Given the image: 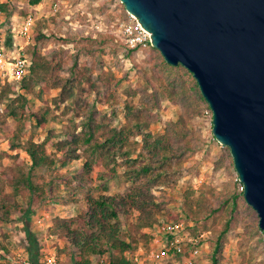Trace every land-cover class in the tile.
Returning <instances> with one entry per match:
<instances>
[{"label": "rangeland", "instance_id": "rangeland-1", "mask_svg": "<svg viewBox=\"0 0 264 264\" xmlns=\"http://www.w3.org/2000/svg\"><path fill=\"white\" fill-rule=\"evenodd\" d=\"M57 1L59 10L53 11L49 0H42L40 6L32 0H14L6 14L8 19L12 17L19 22L20 16L36 12V27L41 25L42 32L47 36L38 43L41 52L63 63V75H69L75 59L78 62L77 71L90 67L100 94L92 90L91 93H83V96L91 103L95 102L101 113L113 117V125L121 126L127 121L125 102L140 105L145 102L142 89L152 92L151 82L160 88L167 82V68L161 64L164 59L162 54L151 45L131 47L126 42L122 22L128 14L120 0ZM134 90L137 94L133 96L131 92ZM38 91V86L26 91L19 82L9 85L0 83V209L5 202L12 210L7 221H0V255L10 253L3 264H25L30 256L34 259L37 249L38 264H74L73 249L67 245L62 232L56 229L55 219L81 213L86 208L88 194L98 196L101 193L125 192L132 187V183L123 176L126 171L124 158H119L111 167L98 162L91 173V180L87 182L73 180V175L86 159L83 150L82 156L66 167L57 164L52 168L42 166L31 169L30 156L24 149L27 140L41 142L49 129L63 135L80 121L79 118L75 123L71 121L72 111L65 108V104L56 108L52 103L51 99L59 93V89H52L51 94L43 96H39ZM44 105L50 106L51 112L45 128H40L32 115L42 113ZM207 105V102H200L199 114L187 117V128L191 131L187 139L192 150L180 164L179 179L171 185L154 188L157 201L164 202L165 208L151 227L141 229L147 237L138 234L136 250L139 247L150 248L157 224L161 221H179L176 216L182 217L181 222L190 231L189 227H193L195 221L188 219L184 213V198L191 190L195 191V197L204 191L212 202L220 196L238 195L237 222L227 235L220 264H264V233L258 225V214L255 223L251 214L244 212L246 200L237 180L230 149L215 139L212 111ZM153 112L158 120L151 124L150 130L158 134L165 131L168 122L178 119L183 107L161 96L160 107ZM55 115L57 118L54 119ZM15 143L19 145L13 148ZM130 147L136 148L130 156L139 157V151L143 150L142 135L134 137ZM49 152L55 155L52 149ZM139 161L145 162V159L140 156ZM28 175L33 187L28 190V186L22 184V190L18 191L13 185L14 177ZM69 180L73 181L71 186ZM137 216L135 211L129 218H122L124 233L137 222ZM207 223L211 225L212 219ZM197 225L200 231L196 234L190 232L204 237L201 264H212V241L209 237H215L214 232L212 228L204 231L202 221ZM29 233L34 246L29 240ZM31 250L32 253L29 252ZM112 256L111 251L105 250L101 258H93L92 264L100 260L110 264Z\"/></svg>", "mask_w": 264, "mask_h": 264}, {"label": "trees", "instance_id": "trees-1", "mask_svg": "<svg viewBox=\"0 0 264 264\" xmlns=\"http://www.w3.org/2000/svg\"><path fill=\"white\" fill-rule=\"evenodd\" d=\"M40 1L32 0V3L37 4ZM9 7L10 3L2 4L5 12L9 11ZM46 37L41 25L35 27L33 40L26 48L30 54L31 66L29 72L18 82L26 91L38 86L39 96L51 94L52 89H59V93L52 97V103L56 108L65 104V108L72 111L71 121L75 123L76 118L80 121L74 127L67 129L63 135H58L54 129H49L43 141L27 140L24 149L30 156L31 169L42 166L52 168L57 164L66 167L73 160L79 159L83 150L86 159L72 178L83 183L91 180V173L98 162L111 167L119 158H124L126 171L123 176L127 182L132 183V187L125 192L115 194L101 193L98 196L88 194L86 208L76 216L57 217L55 227L62 232L67 245L73 249L74 264H92L93 258L95 256L97 259L101 258L105 250L113 253L110 264H135L130 254L139 244L138 234L147 237L141 229L151 227L157 221V215L165 208L164 202L157 201L154 188L171 185L179 179L182 170L180 164L192 150L187 139L191 132L187 128V117L199 114V104L205 103L206 100L188 69L182 65H170L163 59L161 64L167 68L165 85L161 88L156 87L148 79L153 90L152 92L141 90L145 102L140 105L125 102L126 123L121 126L113 125L115 120L113 117L101 113L95 102L91 103L83 96V93H91L92 90L100 94L97 82L91 76L92 69L86 66L84 71H77L78 62L75 59L69 69V75H63L62 71L65 69L63 63L49 58L39 49L38 43ZM131 94L136 95V90ZM161 96H166L173 103H179L183 107V112L176 121L167 123L163 133L155 134L150 130V126L158 120L153 110L160 107ZM207 107L210 108L209 105ZM42 108L44 109L42 113L35 112L32 117L36 119L38 127L45 128L51 107L44 105ZM113 113L115 114L116 111L113 110ZM138 135H142L143 142V150L139 151V155L145 159V162L139 161L140 156L137 158L130 156L136 152V148L130 146L132 139ZM18 145L13 144V148ZM49 149H52L55 155H52ZM14 180L13 185L15 184L18 191L22 190V184L27 185L28 190H31L30 186L33 187L29 175L14 177ZM72 182L69 180L70 186ZM194 193L195 191L191 190L184 198V213L188 219L195 221V225L189 229L193 234L199 232L200 227L197 224L200 221L203 223L204 231L212 228L215 235L209 237L212 241V264H220L227 235L237 222L238 195L220 196L212 202L205 196L204 191L196 197L193 196ZM2 209H0V221H7L12 212L10 204L6 206L5 202L2 203ZM135 211L138 212L137 222L132 225L133 228L130 227L124 233L125 223L122 218H129ZM244 212L251 214L254 222L257 223L256 211L247 202H244ZM176 218L179 221L183 220L182 217L176 216ZM209 219H212L211 225L207 223ZM29 236L34 246L31 233ZM9 254L0 255V264L9 258ZM34 254V259L29 257L30 264H38L37 249Z\"/></svg>", "mask_w": 264, "mask_h": 264}, {"label": "water", "instance_id": "water-1", "mask_svg": "<svg viewBox=\"0 0 264 264\" xmlns=\"http://www.w3.org/2000/svg\"><path fill=\"white\" fill-rule=\"evenodd\" d=\"M120 1L165 61L192 73L264 233V0Z\"/></svg>", "mask_w": 264, "mask_h": 264}, {"label": "built area", "instance_id": "built-area-1", "mask_svg": "<svg viewBox=\"0 0 264 264\" xmlns=\"http://www.w3.org/2000/svg\"><path fill=\"white\" fill-rule=\"evenodd\" d=\"M53 11L59 10L57 0H49ZM14 0H0V81L14 83L20 81L31 66L30 54L26 48L33 40V33L37 23V14L30 11L20 16V21L8 19L2 8L4 3ZM42 5V0L36 4ZM122 22V30L126 42L131 47H147L151 45L150 33L147 32L137 18L127 13ZM237 180L240 189L243 185ZM153 243L148 250L139 247L130 254L135 264H201L203 235H192L181 221H161L154 232ZM53 261H51L52 263ZM30 264V260L24 261ZM97 264H104L100 260Z\"/></svg>", "mask_w": 264, "mask_h": 264}]
</instances>
